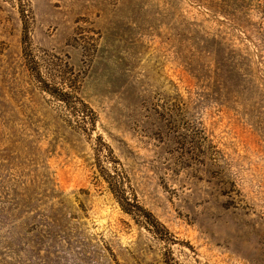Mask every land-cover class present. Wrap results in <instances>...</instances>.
Segmentation results:
<instances>
[{"label": "rangeland", "instance_id": "1", "mask_svg": "<svg viewBox=\"0 0 264 264\" xmlns=\"http://www.w3.org/2000/svg\"><path fill=\"white\" fill-rule=\"evenodd\" d=\"M0 264H264V0H0Z\"/></svg>", "mask_w": 264, "mask_h": 264}]
</instances>
